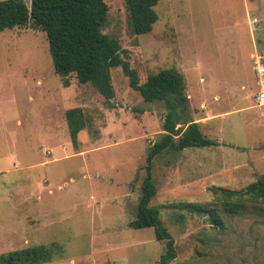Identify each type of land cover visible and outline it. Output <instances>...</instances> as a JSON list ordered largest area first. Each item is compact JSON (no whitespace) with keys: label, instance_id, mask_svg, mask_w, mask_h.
Here are the masks:
<instances>
[{"label":"rangeland","instance_id":"374dc122","mask_svg":"<svg viewBox=\"0 0 264 264\" xmlns=\"http://www.w3.org/2000/svg\"><path fill=\"white\" fill-rule=\"evenodd\" d=\"M107 2L102 32L119 41L140 81L176 68L188 100L179 121L200 123L220 142L153 161L150 206L174 238L169 264H264L263 216L221 213V229L181 204L219 207L220 188L239 190L264 174V106L254 99L253 66L264 51V0H160L157 21L142 35L131 30L125 0ZM69 80L65 87L55 73L42 30L0 31V253L57 242L61 255L40 264H161L165 242L128 222L146 148L164 132L168 107L145 101L121 66L111 69L109 101L82 103L76 76ZM72 107L85 119L76 141L65 117Z\"/></svg>","mask_w":264,"mask_h":264},{"label":"trees","instance_id":"16d2710c","mask_svg":"<svg viewBox=\"0 0 264 264\" xmlns=\"http://www.w3.org/2000/svg\"><path fill=\"white\" fill-rule=\"evenodd\" d=\"M159 1L125 0L129 25L134 34H147L152 30L158 19L155 6ZM108 10L107 0H31L30 5L24 0H0V31L25 25L42 30L55 73L65 87L70 85L69 76H76L82 103L112 99L111 69L116 66H121L129 86L137 90L145 101H165L168 111L163 122L164 132L146 148L145 177L135 217L128 226L153 228L155 239L165 242L160 263L169 264L176 257L174 238L163 224L158 208L150 206L157 193L152 175L153 161L167 150L212 146L220 142L205 136L200 123L192 119L183 123L179 121L188 100L184 76L176 68L159 69L140 81L137 68L122 58L125 51L119 41L102 32ZM65 117L72 140L76 141L85 126L81 107L67 109ZM179 123L181 125L177 126ZM219 190L224 194L219 207L200 202L181 204L191 212L206 215L215 227L221 229L227 227L221 213L230 217L247 214L264 217V174L239 190ZM61 253L62 248L57 242L35 244L1 252L0 264H40L54 260Z\"/></svg>","mask_w":264,"mask_h":264},{"label":"built area","instance_id":"2783aa9c","mask_svg":"<svg viewBox=\"0 0 264 264\" xmlns=\"http://www.w3.org/2000/svg\"><path fill=\"white\" fill-rule=\"evenodd\" d=\"M253 66L257 83L254 99L258 106H264V51L254 54Z\"/></svg>","mask_w":264,"mask_h":264}]
</instances>
